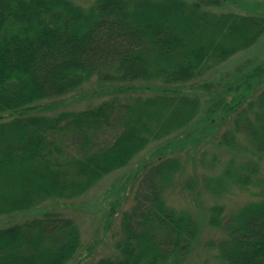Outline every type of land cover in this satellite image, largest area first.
I'll list each match as a JSON object with an SVG mask.
<instances>
[{
	"label": "trees",
	"instance_id": "1",
	"mask_svg": "<svg viewBox=\"0 0 264 264\" xmlns=\"http://www.w3.org/2000/svg\"><path fill=\"white\" fill-rule=\"evenodd\" d=\"M225 1L0 0V218L77 199L147 152L126 180L137 184L118 253L91 264H182L202 246L217 247L222 264H264V187L237 210L226 204L264 182V60L249 57L220 82L204 79L258 42L264 1L251 14L225 11ZM94 79L102 85L94 94L110 98L67 109ZM225 113L231 124L217 146L231 157L212 173L218 157L203 151L209 172L188 173L182 152L192 130ZM176 189L186 207L173 204ZM38 215L0 225V264L76 257L78 223L60 210ZM211 230L224 237L204 241Z\"/></svg>",
	"mask_w": 264,
	"mask_h": 264
},
{
	"label": "rangeland",
	"instance_id": "2",
	"mask_svg": "<svg viewBox=\"0 0 264 264\" xmlns=\"http://www.w3.org/2000/svg\"><path fill=\"white\" fill-rule=\"evenodd\" d=\"M74 1L84 7H88L94 2V0ZM188 1L191 2L194 0ZM255 1L257 0H235V2L226 0L223 4V10L228 12L233 11L241 14H251L252 11H250L249 7ZM258 1L263 2L264 0ZM258 12L262 13L264 10H259ZM252 56H257L259 60L263 62L264 34L251 50L239 53L224 64H221L220 66L209 71L204 79L211 81L219 80L220 82L226 72L232 73L234 69L237 68V66L241 65ZM219 85L223 86V83H220ZM101 86L102 85H100L95 79L92 80L91 83L86 84L82 89L78 90L73 97L75 98V103L72 100L67 101V103H69L67 109H87L89 107L98 105L102 100L109 99V94H101L99 92L94 94L93 90H99ZM260 89H264V84ZM203 105L204 106L201 110L202 114L205 112L208 106L207 103H204ZM57 111H60V108L57 109ZM220 114L221 112H218L217 117ZM231 116L232 114L227 115L225 113L221 118L223 119L221 122L211 126H209L208 123H202L201 125H198L197 128L192 130L191 135L194 139H198L200 144L197 148H194L196 141L193 138H188V140H190L188 141V148L186 151L182 152V160L188 165V173L193 172L195 169H198V172L200 173H203L206 170L209 172V167L206 166L205 169L201 162L203 158V151H207V153L213 157L215 155L218 157V163H220L215 167H211L213 168L212 173L219 166H223L227 158L231 157L229 150H222L217 146L219 138L225 133L226 129L229 127V124H231L229 120ZM106 138L109 139V137ZM244 138V132L236 134L237 140L244 141ZM147 156V152L142 153L133 160L130 166L105 177L86 194L77 199L69 201H48L47 203L39 205L37 208L23 211L18 215H15V217L9 218L10 221L7 218L1 217L0 225L9 222H25L29 219L39 216L38 214L41 211L52 209L60 210L63 213H67L69 217L74 219L82 231V249H80L76 257L68 264H91L102 257L116 255L118 253L116 249V243L119 240V235L121 232L122 213L132 207L134 203V191L137 184L134 182L126 183V180L128 177L132 176L138 171L139 164H141L140 162ZM198 157H200V160L197 161ZM260 179L264 181V170L260 176ZM134 184L135 187H133ZM262 187H264V182L259 183V185L252 184L247 189L237 190L230 194L226 199L229 212L232 210H237L239 207H242L246 203L250 202V200H257V198H260L258 195L260 194ZM179 191L180 189H176L174 192V199L177 201L173 204H175L177 207H186L190 201L186 204V198ZM208 201L210 202L211 200L208 199ZM113 206H115V213H113L114 215L112 216L110 213L113 209ZM223 237L224 234L222 232L211 230V232L207 231L206 235L204 236V241L212 240L215 243H218ZM215 249H217L215 246H202L200 249L193 251V253L188 256L182 264H222V261L218 258L217 251Z\"/></svg>",
	"mask_w": 264,
	"mask_h": 264
}]
</instances>
